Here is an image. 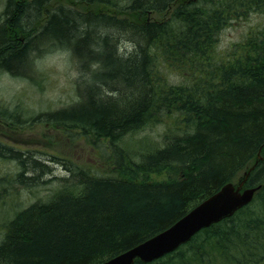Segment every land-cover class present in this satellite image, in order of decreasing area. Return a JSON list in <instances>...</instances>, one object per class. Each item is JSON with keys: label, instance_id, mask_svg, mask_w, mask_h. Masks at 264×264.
Instances as JSON below:
<instances>
[{"label": "trees", "instance_id": "trees-1", "mask_svg": "<svg viewBox=\"0 0 264 264\" xmlns=\"http://www.w3.org/2000/svg\"><path fill=\"white\" fill-rule=\"evenodd\" d=\"M51 1L3 0L0 14L1 73L25 75L29 52L54 47L82 70L77 102L37 112L0 100V264H98L247 165L244 185L260 186L249 204L135 264H264V0H71L47 10ZM252 14L263 18L220 48L222 30ZM33 121L58 150L15 144ZM148 126L164 127L162 137L140 135ZM11 194L20 199L3 215Z\"/></svg>", "mask_w": 264, "mask_h": 264}, {"label": "rangeland", "instance_id": "rangeland-1", "mask_svg": "<svg viewBox=\"0 0 264 264\" xmlns=\"http://www.w3.org/2000/svg\"><path fill=\"white\" fill-rule=\"evenodd\" d=\"M125 1L126 0H117L116 2H118V6H121ZM62 4L74 5L71 0H56V2L51 1L46 6V9L48 10L52 7H55L56 5ZM2 7L3 0H0V14L2 11ZM47 10L44 12L41 21L38 20L39 23H42V20L45 19ZM155 14L156 13L148 14V16L152 17ZM261 18H263L262 15L252 14L249 19L233 22L230 26L222 30L220 34L219 47L222 49H226L229 48L230 45L233 44V42L241 40L244 37L243 34H245V32L250 27L257 24L261 20ZM38 22L36 23V27L38 26ZM119 52H121L120 49ZM28 54L30 58V61H28V65H30V67L26 68V73H24L25 75L21 74L22 76H20L11 75L8 73L4 74L0 71V100L9 104L18 103L17 101H20L24 104L25 108H28L30 110H37V112L40 110L56 109L61 107L62 105L78 101V96L73 95V85H75L74 82L79 76V72L81 73L82 70L80 69L78 72L77 66L75 65L76 59L74 60L73 58H71L70 53L67 50L61 49L59 47H54L49 52H36L34 54H30L29 52ZM44 73L46 76H44ZM39 75H43V77L40 78ZM28 77H34L35 80L37 79V77L39 78L36 81L33 80V82L31 83V80ZM79 79H82L81 74ZM36 82L40 85H37ZM38 123L39 122L34 121L26 123L25 126H23L22 130L18 131V133L16 134V139L14 140L15 144L20 145L24 148L40 149L48 152L58 150L60 142L57 136L53 135V140L49 139L47 136H43V128L38 125ZM163 129L164 127H159L156 129V127L148 126L146 129L141 131L140 135H144L148 132L150 136H156V139H160V137H162L161 134L163 132ZM2 132L0 131V134H2ZM52 132L53 131L48 132L49 135H52ZM123 141L126 145H130V148L136 147L135 143L132 141H128L127 139H124ZM154 143V149L158 148L161 145L160 141H156ZM260 154L262 155V153ZM38 157L44 160L48 159L49 156L38 153ZM78 158L80 157L78 156ZM133 160L137 161L140 159L139 157H135ZM79 161L82 162V160ZM88 161L93 162L91 159H88ZM253 163L254 162H252V164ZM53 166L55 167L54 173L61 175L60 177H63V168L61 167V165L55 164ZM248 167L249 166L247 165L245 168L241 169L232 178V181L236 183L240 178H243L244 176L242 177V175L246 173V169ZM119 172L120 171L116 172L115 174L118 175ZM166 175L167 174L155 175L152 176V179H158L159 182L165 181L168 179ZM40 192L41 195L44 194L46 192V187H41ZM12 195L13 194L7 196L4 199L6 200L7 206L3 211V215H5V213L9 210L10 206L12 208L13 203L18 202L17 200L14 201V199H20V197L16 198ZM24 198L26 201H32V198L29 199L26 196V193H22L21 201H23ZM0 216H2V214H0Z\"/></svg>", "mask_w": 264, "mask_h": 264}, {"label": "water", "instance_id": "water-1", "mask_svg": "<svg viewBox=\"0 0 264 264\" xmlns=\"http://www.w3.org/2000/svg\"><path fill=\"white\" fill-rule=\"evenodd\" d=\"M244 180L236 187L232 183L223 185L166 231L100 264H133L135 256L151 260L164 252L173 251L200 228L233 214L247 204L259 186L240 191Z\"/></svg>", "mask_w": 264, "mask_h": 264}, {"label": "bare ground", "instance_id": "bare-ground-1", "mask_svg": "<svg viewBox=\"0 0 264 264\" xmlns=\"http://www.w3.org/2000/svg\"><path fill=\"white\" fill-rule=\"evenodd\" d=\"M255 163H256V161L254 162V165H255ZM251 167H252V166H251ZM248 171H249V170H247L246 173H247ZM214 193H216V191L213 192V193H211V194H214ZM205 198H206V197H205ZM201 201H202V200H201ZM199 202H200V201H199ZM191 208H192V207H191ZM191 208H190V209H191ZM190 209H189V210H190ZM189 210H188V211H189ZM237 210H238V209H237ZM237 210H235V211L233 212V214H234ZM188 211H187V212H188ZM187 212H186V213H187ZM186 213H184L180 218H178L176 221H174V222H173L172 224H170L168 227H166V228H164L163 230L159 231L158 233H156V234L150 236L149 238H147V239H145V240H143V241H141V242H139V243L133 245L132 247L128 248V249L125 250V251H128V250H130L131 248L136 247V246L142 244L143 242H145V241H147V240H149V239H151V238H153V237H155V236L161 234L162 232L166 231L167 229H169L170 227H172L174 224H176L177 222H179V221L183 218V216H184ZM168 252H171V251L164 252L162 255H160V256H158V257H155V258H153V259H151V260H150V259L143 258V257L135 256V257L133 258V264H135L136 260H141V261H144V262L152 261V260H154V259H157V258L163 256L164 254H166V253H168Z\"/></svg>", "mask_w": 264, "mask_h": 264}]
</instances>
